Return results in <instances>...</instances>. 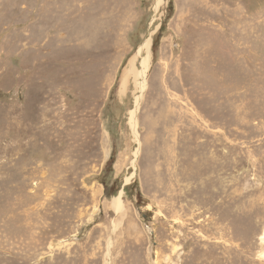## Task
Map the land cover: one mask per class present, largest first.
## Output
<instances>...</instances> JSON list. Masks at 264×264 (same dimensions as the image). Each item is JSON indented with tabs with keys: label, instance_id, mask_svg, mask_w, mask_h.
<instances>
[{
	"label": "rangeland",
	"instance_id": "1",
	"mask_svg": "<svg viewBox=\"0 0 264 264\" xmlns=\"http://www.w3.org/2000/svg\"><path fill=\"white\" fill-rule=\"evenodd\" d=\"M156 1L0 0V264H264V0Z\"/></svg>",
	"mask_w": 264,
	"mask_h": 264
},
{
	"label": "bare ground",
	"instance_id": "2",
	"mask_svg": "<svg viewBox=\"0 0 264 264\" xmlns=\"http://www.w3.org/2000/svg\"><path fill=\"white\" fill-rule=\"evenodd\" d=\"M164 4V0H157L156 3H155V10H157L161 5L163 6ZM122 29V28H121ZM63 38V37H62ZM149 44H150V41H148L147 43H145L143 45L142 48L139 49V51L137 52V54L135 55L134 58H132L130 60V62L128 63L127 67H125V69L123 70L122 72V75L120 77V82H119V87H118V93L120 96H124L127 94V92L129 91V87H130V82H131V85L133 86L134 88V91L132 90L131 94H134L135 92H139L140 90H144L145 89V86H146V73L148 71V68H149V65H151L150 63V60L148 59V57H145L142 59V62H141V71H139L136 66H135V63L136 61L138 60V57H139V54L140 52H142L144 49L148 50V47H149ZM49 66V65H48ZM117 93V94H118ZM137 100V99H136ZM138 102L136 103V106H137ZM136 110L138 111V106L135 108V112ZM136 116H137V112H136ZM136 116L135 114H132L130 117V125L134 128L136 126ZM137 154V152H136ZM126 182H129V179H125ZM216 183V181H215ZM214 187H216L214 185ZM121 190V189H120ZM211 192L214 193L215 195H217V192H216V189H211ZM122 192H120L119 196L116 197L113 202H112V206L115 210V212L119 215H121L122 217H124V215L127 213V207L126 205H124L125 202H123L122 200ZM214 196V195H213ZM221 205V204H220ZM150 206V205H149ZM219 205L218 204H215L214 207H218ZM152 208V207H151ZM150 209V208H149ZM225 218L226 217H218L216 219V223H219L222 224L224 227L225 225ZM122 219V218H121ZM213 223L214 222V219L212 221ZM229 222L227 221V224L226 225H229L228 224ZM119 225H114V229H116ZM131 226V225H130ZM221 227V228H222ZM224 234L226 233L225 231L223 232ZM219 239H222L223 241L225 242H222L221 244H224L226 246H223L224 248V252L223 253H219V255H221L223 257V260H225L227 263H222V264H228V257H226L225 255L229 253V250H227L228 247H231V244H232V240H229L228 238H224L223 236L222 237H218ZM111 242V241H110ZM229 242V243H227ZM213 245V244H212ZM211 245V246H212ZM218 245V244H217ZM107 252H106V257L109 256V250H110V247H111V243H107ZM214 246V245H213ZM222 246V245H221ZM215 248V247H213ZM216 248H219L216 247ZM216 248H215V253H216ZM231 250V249H230ZM214 251V250H213ZM228 251V252H226ZM232 251V250H231ZM218 252V251H217ZM226 252V253H225ZM239 252V251H238ZM242 252V251H241ZM151 253V252H150ZM152 254V253H151ZM214 255V254H213ZM215 257V255H214ZM214 259V258H213ZM212 259V260H213ZM220 259V257L218 258ZM217 259V260H218ZM216 260V259H215ZM213 260V262L215 261ZM220 261V260H219ZM242 261V260H241ZM212 262V263H213ZM218 262V261H217ZM233 262V261H232ZM153 263V262H152ZM216 264V262H214ZM220 263V262H219ZM103 264H108L107 262V259L104 260V263ZM154 264V263H153ZM231 264V263H230ZM235 264V262H234Z\"/></svg>",
	"mask_w": 264,
	"mask_h": 264
}]
</instances>
